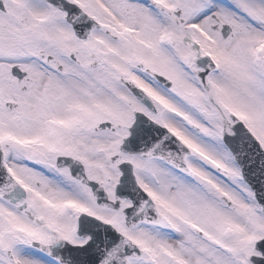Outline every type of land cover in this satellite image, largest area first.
<instances>
[{"label": "snow or ice", "instance_id": "obj_1", "mask_svg": "<svg viewBox=\"0 0 264 264\" xmlns=\"http://www.w3.org/2000/svg\"><path fill=\"white\" fill-rule=\"evenodd\" d=\"M0 264H264V0H0Z\"/></svg>", "mask_w": 264, "mask_h": 264}]
</instances>
